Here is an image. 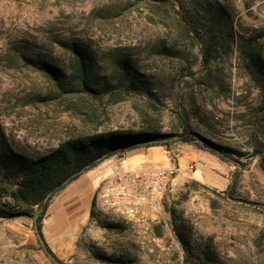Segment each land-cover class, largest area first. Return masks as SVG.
Wrapping results in <instances>:
<instances>
[{"label": "rangeland", "instance_id": "obj_1", "mask_svg": "<svg viewBox=\"0 0 264 264\" xmlns=\"http://www.w3.org/2000/svg\"><path fill=\"white\" fill-rule=\"evenodd\" d=\"M73 46L85 53L90 84L100 93L74 78ZM42 65L54 66L60 83ZM124 66L129 79L119 84L111 75ZM112 131L161 141L113 153L90 169L94 179L180 165L178 188L156 213L118 220L95 211V188L72 191L77 214L88 209L90 220L74 227L73 248L60 262L264 264V0H0V137L33 157ZM186 132L240 165L175 140ZM234 178L233 199L225 198ZM9 183L0 182V202L13 204ZM68 184L52 190L48 202ZM18 217L28 219L29 230L19 240L33 244L23 242L24 255L12 259L54 264L33 216L0 218ZM174 224L190 233L188 251ZM96 252L124 262L100 260Z\"/></svg>", "mask_w": 264, "mask_h": 264}, {"label": "trees", "instance_id": "obj_2", "mask_svg": "<svg viewBox=\"0 0 264 264\" xmlns=\"http://www.w3.org/2000/svg\"><path fill=\"white\" fill-rule=\"evenodd\" d=\"M213 18H217L216 15H213ZM70 53V67L74 78L81 83L84 90L93 94L100 93V89L95 88L90 84L91 82L88 74L89 63L86 59L85 53L75 46L70 48ZM253 57L257 58V55H250V58ZM40 68L42 71L51 74L56 83H60L54 66L42 65ZM120 69V71L117 69L114 70L111 77L113 79L116 77V81H118L119 84H125L129 79V70L126 66ZM129 85L136 88L138 83L131 81ZM110 86L112 85H110L109 82L104 83V88ZM193 135L192 132H186L185 135H182V137L178 136L175 140L195 143L201 149L216 153L214 149L217 148H214L210 141L203 139V143H199L198 141L193 142L195 139ZM139 136L140 135L134 136L124 132L112 131L93 137L65 141L47 154L30 157L13 150L12 147L7 144L5 137L2 135L0 137V182L6 180L10 182L9 184H13L15 188L10 192V197L14 200L13 204L5 201L0 202V217L37 215V223L40 228L41 220L45 214L48 202L42 204V201L48 192L52 190H60L65 186L62 185L63 181L70 178L69 182H71L83 172L92 169L99 162L113 153L132 148H127L125 145L140 140H147L141 139ZM143 137H149V134H144ZM218 156L223 160L226 159L219 154ZM235 182L234 178L231 184L223 190L222 193L225 198L233 199ZM2 206L7 207V209L2 208ZM90 214L92 219L94 215L93 206ZM174 228L182 247L188 251L190 249V233H184L180 230V226H177L176 224H174ZM94 256L104 261H112L116 263L124 262L119 258L108 256L103 252H96Z\"/></svg>", "mask_w": 264, "mask_h": 264}, {"label": "crops", "instance_id": "obj_3", "mask_svg": "<svg viewBox=\"0 0 264 264\" xmlns=\"http://www.w3.org/2000/svg\"><path fill=\"white\" fill-rule=\"evenodd\" d=\"M141 167L139 166L136 169ZM105 174L107 173L94 179L91 170L85 171L48 202L45 215L42 218L40 232L46 246L58 260L65 261L71 253L75 241L74 227L78 228V226L90 220L88 209L83 215L77 214L75 205H73L77 198L72 200L74 196L76 197V193L71 192H80L82 188L84 192H92ZM216 180L222 182L219 177ZM27 221L28 219L25 217L10 220L0 218V264H23L21 261L18 262L12 259V256L27 250L22 245L23 242L33 244L31 237L28 240L26 238L25 241L19 240L22 239V236H29V230L24 225ZM62 224L63 226H61Z\"/></svg>", "mask_w": 264, "mask_h": 264}, {"label": "built area", "instance_id": "obj_4", "mask_svg": "<svg viewBox=\"0 0 264 264\" xmlns=\"http://www.w3.org/2000/svg\"><path fill=\"white\" fill-rule=\"evenodd\" d=\"M189 164L188 170L193 171ZM179 165L119 170L105 174L94 193L95 211L110 220L130 219L146 210L156 213L178 188Z\"/></svg>", "mask_w": 264, "mask_h": 264}, {"label": "water", "instance_id": "obj_5", "mask_svg": "<svg viewBox=\"0 0 264 264\" xmlns=\"http://www.w3.org/2000/svg\"><path fill=\"white\" fill-rule=\"evenodd\" d=\"M161 140L160 139H147V140H140V141H136V142H133V143H130V144H127L125 145V147L129 148V147H136V146H139V145H143V144H152V143H158L160 142ZM198 141V139H194L193 142H196ZM214 151L216 153H218L219 155L225 157L226 159H229V160H232L230 159L226 154H224L222 151H219L218 149H214ZM234 161V160H232ZM237 165H240V163H238L237 161H234ZM70 181V178L66 179L65 181H63L62 185H66L68 182ZM51 193L52 191L48 192L46 194V196L44 197L43 201H42V204H45L48 199L50 198L51 196ZM32 223H33V229H34V233L36 235V238L42 248V250L44 251V253L47 255V257L50 259V261H52V263L54 264H63L62 262H60L55 256L54 254L49 250V248L46 246V243L41 235V232H40V228L38 226V223H37V215H34L32 218Z\"/></svg>", "mask_w": 264, "mask_h": 264}]
</instances>
